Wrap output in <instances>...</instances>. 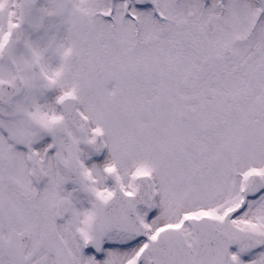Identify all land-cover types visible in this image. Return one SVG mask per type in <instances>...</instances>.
Returning a JSON list of instances; mask_svg holds the SVG:
<instances>
[{
	"label": "snow or ice",
	"instance_id": "6c2138e0",
	"mask_svg": "<svg viewBox=\"0 0 264 264\" xmlns=\"http://www.w3.org/2000/svg\"><path fill=\"white\" fill-rule=\"evenodd\" d=\"M0 264H264V0H0Z\"/></svg>",
	"mask_w": 264,
	"mask_h": 264
}]
</instances>
